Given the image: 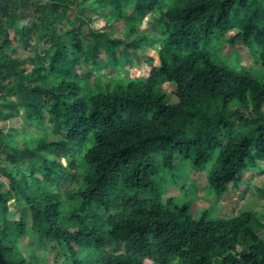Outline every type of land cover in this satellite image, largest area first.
<instances>
[{"label": "trees", "instance_id": "trees-1", "mask_svg": "<svg viewBox=\"0 0 264 264\" xmlns=\"http://www.w3.org/2000/svg\"><path fill=\"white\" fill-rule=\"evenodd\" d=\"M96 17L101 28L90 26ZM116 21L128 33L157 25L160 64L82 93L84 67L130 47L112 34ZM216 34L257 47L264 67V0H0V264H38L26 236L34 252L36 241L56 242L74 264H264L261 213L196 219L155 181L178 156L213 162L208 179L223 194L264 162V81L250 67L216 65ZM21 108L37 130L18 140L4 127ZM86 248L95 261L82 260Z\"/></svg>", "mask_w": 264, "mask_h": 264}, {"label": "rangeland", "instance_id": "rangeland-1", "mask_svg": "<svg viewBox=\"0 0 264 264\" xmlns=\"http://www.w3.org/2000/svg\"><path fill=\"white\" fill-rule=\"evenodd\" d=\"M236 14H233V18ZM103 22L100 17H96L90 26L101 28ZM88 31V27H85ZM111 32L115 36H119L129 42V49L123 52L121 49L119 54L122 58L113 61L106 52H102V62L98 69L93 71L91 67H84L83 73L88 76L81 80V91L85 94L102 91L105 88V80L111 77L116 82L127 83L133 79L143 78L155 68H148V60H153L154 65L160 64L159 54L155 46L160 37V28L157 25H151L144 22L138 32L128 33L124 29L122 21L112 23ZM148 36L142 42L135 41L141 35ZM216 34L215 38L210 42L209 46L213 52L212 60L218 66H229L239 69L243 66L250 67L255 76L264 81V67L258 63L257 47L246 46L242 41L235 45L227 44L226 38ZM28 50L23 52L21 56L25 58ZM31 67L30 61L24 62ZM102 78H101V77ZM101 78L99 80V78ZM162 88L168 95L175 100L173 91L174 84L165 83ZM26 110L20 109L21 117L14 121L9 120L5 123V130L9 134L15 135L18 140L23 139L24 132L27 134H35L37 126L31 123L25 116ZM2 125V123L0 124ZM49 132L53 133V127L48 122ZM13 129V130H12ZM18 130V132L14 131ZM53 138V136H51ZM58 154L59 151H56ZM63 163L68 165V160L63 159ZM213 166V162L207 164L203 169L196 168L192 162L184 161L180 156L176 158L174 168L160 167L155 174V181L162 191L164 198H172L175 205L179 208L187 209L188 214L196 219H200L204 214L208 219L217 217H230L239 215L240 213L253 210L264 216V162L261 161L258 166L251 167L247 170L245 181L238 187L231 185L230 190L223 194H217L209 182L208 174ZM68 185V184H67ZM149 191L141 192L142 197H149ZM64 205H67L64 202ZM13 219L20 218V211L15 203H11ZM264 238V230L259 232ZM23 249L27 256L37 255L38 264H74L71 255L63 254L54 249L57 243L47 241L45 244H39L36 241V250L33 251L32 240L30 236L24 237L22 240ZM111 250V248H108ZM122 247H118L115 252L120 253ZM96 252L91 248L82 249L80 256L84 261H95ZM174 264H178L176 261Z\"/></svg>", "mask_w": 264, "mask_h": 264}]
</instances>
